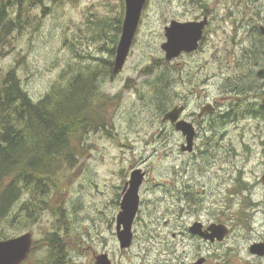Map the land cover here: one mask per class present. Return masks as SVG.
<instances>
[{"label": "rangeland", "instance_id": "1", "mask_svg": "<svg viewBox=\"0 0 264 264\" xmlns=\"http://www.w3.org/2000/svg\"><path fill=\"white\" fill-rule=\"evenodd\" d=\"M120 4L121 0L47 1L48 16L43 17V9H38V19H34L32 26L24 34L13 36L1 60L4 74L14 69L24 90L34 101H39L62 77L68 80L73 72L71 67L79 63L81 67L97 66L99 58L114 62L116 54L111 57L109 49L116 52L121 38L125 0L116 45L110 37L115 40L118 33L114 23L121 11ZM258 6L260 11L253 12L243 10L240 0H146L124 70L115 80L101 81L104 92L118 99L107 114L110 125L85 136L82 144L85 151L77 159L76 168L64 179L63 199L58 200L62 201L58 207L52 198L48 200V208L37 210L31 196H23L11 208L10 217L0 221V240L31 232L37 245L34 255L40 259L46 231H58L71 246L82 245V258L75 259L74 264H93V254L105 252L115 264H174L171 244L172 231L177 227L178 189L199 179L202 182V171L209 159L201 153L198 159L182 155L179 147L182 138L162 120L177 105L187 106L183 116L186 117L226 95L254 103L259 96L256 91H249L254 87L253 82L241 94L233 87L248 79L249 71H255L254 57L262 56L253 54L254 31L264 28V0ZM204 11H210L212 22L199 51L167 62L162 50L164 27L172 20L198 19ZM38 21L41 23L37 24ZM98 35L106 43L97 41ZM242 37L245 39L241 42ZM260 63L264 64V56ZM163 73L170 87L165 90L166 82L164 91L158 95L154 85ZM166 98L167 102L162 103ZM246 117L229 127L224 145H228L226 166L244 165L250 178L258 169L261 172L264 164V119L261 115ZM134 167L147 171L148 177L140 192L132 248L122 250L116 231L120 203L124 199L121 190L130 180L129 172ZM190 186L200 196L209 191L203 185ZM256 197L263 201V190L258 189ZM36 211L38 216L30 219ZM261 220L258 215L256 229L261 226ZM183 221L187 223L188 217ZM256 237V231L236 232L227 245L241 253L227 257L247 258L244 247ZM121 250L126 252L122 254Z\"/></svg>", "mask_w": 264, "mask_h": 264}, {"label": "trees", "instance_id": "2", "mask_svg": "<svg viewBox=\"0 0 264 264\" xmlns=\"http://www.w3.org/2000/svg\"><path fill=\"white\" fill-rule=\"evenodd\" d=\"M47 1L50 0H0V221L8 219L15 201L27 194L37 210L48 208V200L52 198L58 207L62 202L58 200L63 199L64 179L76 168L77 159L85 151L82 146L85 136L110 125L107 114L118 101L106 94L101 84L113 77V60L99 58L97 66L81 67L79 63L71 67L73 72L68 80L62 77L39 101H34L24 90L14 69L4 74L1 60L13 36L24 34L32 26L34 19H38V9H43V17L48 16ZM123 4L121 0V11L115 17L114 28L118 33L115 40L110 37L115 45L121 32ZM256 31L253 54L262 55L263 35ZM97 41L106 43L101 35ZM115 53L109 49L111 57ZM166 82L163 73L154 85L156 94L164 91ZM252 82L248 77L233 88L241 94ZM169 87L168 80L165 90ZM161 102L166 103L167 98ZM165 112L163 108L162 113ZM35 214L30 219L37 217L38 211ZM65 229L69 231L68 227Z\"/></svg>", "mask_w": 264, "mask_h": 264}, {"label": "flooded vegetation", "instance_id": "3", "mask_svg": "<svg viewBox=\"0 0 264 264\" xmlns=\"http://www.w3.org/2000/svg\"><path fill=\"white\" fill-rule=\"evenodd\" d=\"M259 1L260 0H240V4L243 10L246 9V11L256 12L260 11L261 8L258 6ZM203 13L204 15L198 19L190 21L172 20L164 27L165 41L162 45L166 43L167 40L165 28L170 26L173 21L187 23L203 22L205 19L208 20V24L203 32V37L199 42L198 50L192 53L184 52L172 61H177L179 58L186 55L195 54L206 41L208 27L212 22V16L210 15V11H204ZM258 30H260V33L263 35L262 43L264 44V28H258ZM256 34L257 31H255L254 36ZM244 39L245 38L242 37L241 42L244 41ZM163 52L166 60V53L164 50ZM263 56L264 52L262 56L254 57V65L252 64V66L255 67V71L251 69L248 75V77L252 78L254 83V87H250L251 89H249V91H256L257 96H259L254 103L243 101V97L240 96L226 95L221 98V101H217L213 104L208 103L200 109L199 113L194 112L186 117L183 116L186 114L187 106L182 104L174 107H184L178 122L185 121L194 128L192 147L191 150H187V138L181 131L177 130L178 122L174 124L169 123L171 128L174 129L175 134L179 135L183 140L179 145L183 153L182 155H188L191 158L195 157V159H198V153H201L202 156L207 155L205 158L209 159L208 165L202 171V175L204 174L203 177L205 179L207 177V183L203 184V178L202 182L199 179L196 183H184L185 187L181 188L180 186L178 189L175 207L177 227L172 231L173 243L171 244L174 264H264V255L251 252L253 245L264 244V200H258L256 197L258 189L264 192V184L262 183L264 164H261L262 168L259 167L261 168V172L258 169V173L249 178L244 165H241V167H239L238 164L226 166L227 160L225 155H227L228 145H224L225 140H227L229 136V127L236 124L237 121L245 120L247 118L246 115H261L264 119V107L262 104L264 97V88H262V86H264V79H260L257 76V72L264 69V64L262 65L260 63V58ZM172 61L167 62L171 63ZM117 77L118 76L114 74L111 79L115 80ZM204 110H206V112L203 114ZM231 150L235 152L234 148H231ZM137 170L144 174V179L139 190L140 195L141 189L146 183L148 173L145 170L142 171L134 167L131 172H129L130 180L132 173ZM130 180L125 182L121 190V193L123 192L124 195L129 188ZM191 184L195 187L196 185H203L204 188L208 187L209 191H204V195L200 196V194L193 190L190 186ZM19 200H17V202H19ZM258 215L259 217L261 216L262 220L261 226L259 229H256L255 226ZM186 217H188V222L183 224V220H185ZM214 228H221V231L227 232L223 240H219L218 235L220 237V234L213 232L212 229ZM243 229L252 233L254 231L257 232V237L251 240L246 248L244 247L247 258L244 259L240 255L242 259H240L239 256L228 258V254L241 253L240 250L233 249L232 246L227 245V243L236 232L242 233V231H244ZM116 231L118 234L117 229ZM58 233V231H50L49 233L48 230L46 231L43 246L44 254L40 259H37L36 255H34L37 245L33 237L34 243L31 252L28 258L21 264H74L73 261L75 259L80 260L82 258V256H80L82 254V245L73 247L70 245V242L68 244L66 237L63 238ZM162 233L165 232L162 231ZM57 243H60L63 249L58 247ZM169 247L170 245L168 248ZM226 248L229 249L223 251ZM238 248L243 249L240 247ZM76 250L77 256H75ZM124 252L126 251H122V254H124ZM104 254L107 255L108 258L110 257V254L107 252L99 255L94 253L92 263L97 264V257ZM167 255L170 256V253L168 252ZM110 261L112 264H115L113 259Z\"/></svg>", "mask_w": 264, "mask_h": 264}, {"label": "water", "instance_id": "4", "mask_svg": "<svg viewBox=\"0 0 264 264\" xmlns=\"http://www.w3.org/2000/svg\"><path fill=\"white\" fill-rule=\"evenodd\" d=\"M125 4V19L116 51L113 67L114 74H119L126 65L141 22L146 0H125ZM207 24L208 20L205 19L203 22L180 23L173 21L170 26H167L165 28L167 40L162 45V49L166 53V60L172 61L184 52L192 53L197 51ZM257 76L260 79H264V69L259 70ZM262 103L264 107V97ZM183 110L184 107L174 108L166 114L163 122L177 123ZM205 112L206 110L203 111V114ZM177 130L186 136L188 142L187 150H191L194 138L193 126L185 121H180L177 123ZM143 179L144 174L141 171L137 170L132 173L129 188L126 190L121 203V212L117 220V236L122 250L130 248L133 244L134 235L132 229L140 207L139 190ZM262 183L264 184V176ZM212 230L216 234H220V237L218 235L220 241L227 235V232L221 231V228ZM33 243L34 239L31 233H26L14 239L0 241V264H21L28 258ZM251 252L264 255V244L253 245ZM97 264H112V262L104 254L97 257Z\"/></svg>", "mask_w": 264, "mask_h": 264}, {"label": "bare ground", "instance_id": "5", "mask_svg": "<svg viewBox=\"0 0 264 264\" xmlns=\"http://www.w3.org/2000/svg\"><path fill=\"white\" fill-rule=\"evenodd\" d=\"M15 203H16V201H15ZM13 204H14V203H13ZM16 204H17V203H16ZM11 206H12V205H11ZM11 206H10V207H11ZM28 233H31V232H28ZM31 234H32V233H31ZM32 236H33V235H32ZM57 244L59 245L60 243H57ZM58 245H57V246H58ZM59 246H60L61 249H63V247H62L61 244H60Z\"/></svg>", "mask_w": 264, "mask_h": 264}]
</instances>
